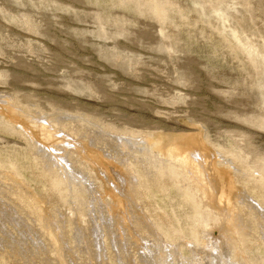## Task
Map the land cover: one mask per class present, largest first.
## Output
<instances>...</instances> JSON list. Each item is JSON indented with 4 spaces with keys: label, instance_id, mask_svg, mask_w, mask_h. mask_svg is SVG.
I'll return each instance as SVG.
<instances>
[{
    "label": "rangeland",
    "instance_id": "1",
    "mask_svg": "<svg viewBox=\"0 0 264 264\" xmlns=\"http://www.w3.org/2000/svg\"><path fill=\"white\" fill-rule=\"evenodd\" d=\"M177 263L264 264V0H0V264Z\"/></svg>",
    "mask_w": 264,
    "mask_h": 264
},
{
    "label": "bare ground",
    "instance_id": "2",
    "mask_svg": "<svg viewBox=\"0 0 264 264\" xmlns=\"http://www.w3.org/2000/svg\"><path fill=\"white\" fill-rule=\"evenodd\" d=\"M158 139V138H157ZM155 139L157 142H158V140L160 141V139ZM161 140H163V139H161ZM177 141V140H176ZM180 141V140H179ZM176 143V142H175ZM174 142L172 143L173 144V146H174V144H175ZM185 144L184 146L186 147V148H188L189 146H191V142L189 141V140H182V141H180V142H178L177 144ZM172 146V145H171ZM170 146V147H171ZM177 146V145H176ZM179 146V145H178ZM181 148H184V147H181ZM165 149V148H164ZM175 150H177V149H175V147L174 148H167L166 147V149L165 150H163V153L164 154H166L167 156H176V152H175ZM181 150V149H180ZM183 152V151H182ZM178 153V152H177ZM178 155H179V153H178ZM203 237V236H202ZM210 239V238H209ZM207 240V239H206ZM205 239H202L201 241H200V244H201V249H202V251L200 252V253H202V254H204L205 256H210L209 255V253H211L212 254V251H213V253H214V251L215 252H217V254L219 253V251H216L217 250V248L218 249H220V247H219V245H217L216 247H213L212 246V244L210 245V246H208V245H206L205 244V241H206ZM219 240V239H218ZM209 241V240H208ZM207 242V241H206ZM226 242H227V240H226ZM230 242V241H229ZM228 242V243H229ZM210 243V242H209ZM199 244V245H200ZM219 244H221V243H219ZM223 244V243H222ZM193 245H195V244H193ZM226 247V246H225ZM221 248H222V246H221ZM194 249V248H193ZM231 250V249H230ZM193 252H195V250L193 251ZM223 252V251H222ZM229 252V251H228ZM198 253V252H197ZM221 253V252H220ZM195 254V253H194ZM200 255V254H199ZM216 255V254H215ZM192 256V255H191ZM146 257V256H145ZM201 258V257H200ZM209 258V257H208ZM213 258H215V257H213ZM229 258H231V257H229ZM183 259V258H182ZM211 259H212V256H211ZM218 259H219V257H218ZM184 260V259H183ZM203 260V259H202ZM208 260H210V259H208ZM214 260V259H213ZM220 261H221V259H219ZM223 261V260H222ZM232 261H233V259H232ZM189 262V261H188ZM196 262V261H195ZM208 262V261H207ZM217 262V261H216ZM212 263H214L213 261H212ZM218 263V262H217ZM221 263V262H220ZM222 263H224V262H222ZM178 264V263H177Z\"/></svg>",
    "mask_w": 264,
    "mask_h": 264
}]
</instances>
